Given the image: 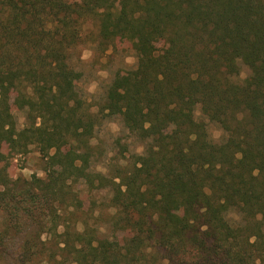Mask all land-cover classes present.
Segmentation results:
<instances>
[{
  "label": "trees",
  "instance_id": "trees-1",
  "mask_svg": "<svg viewBox=\"0 0 264 264\" xmlns=\"http://www.w3.org/2000/svg\"><path fill=\"white\" fill-rule=\"evenodd\" d=\"M89 19L139 57L96 112L69 63ZM111 117L144 145L106 176ZM0 143L45 173L0 166V264H264V0H0ZM80 183L109 190L111 236L77 219Z\"/></svg>",
  "mask_w": 264,
  "mask_h": 264
},
{
  "label": "rangeland",
  "instance_id": "rangeland-1",
  "mask_svg": "<svg viewBox=\"0 0 264 264\" xmlns=\"http://www.w3.org/2000/svg\"><path fill=\"white\" fill-rule=\"evenodd\" d=\"M123 44V45H122ZM117 40L116 48L106 46L100 42L97 35V24L92 19L84 24L81 39L71 51L69 63L76 70L80 78L77 83L78 92L90 107L96 112L103 100L105 90L117 72L135 68L138 58L131 48ZM242 69V75L247 72ZM18 125L23 121L22 111L12 108ZM210 135L218 140L222 131L215 125L209 124ZM94 158L91 169L106 176L115 173V169L124 164H130L134 155L143 151L144 143L132 136L122 125L118 117L106 118L97 126L93 136ZM0 166L7 169L11 179L17 177L29 179L43 178V162L35 148L27 153H16L8 145L0 143ZM76 198L82 210V216L77 219H85L90 225L98 226L105 235L111 236L114 232L109 222L112 208H110V192L106 188L90 189L86 184L76 186ZM0 213V220H1ZM80 227V224H78Z\"/></svg>",
  "mask_w": 264,
  "mask_h": 264
}]
</instances>
